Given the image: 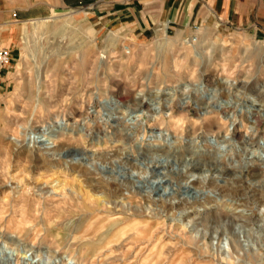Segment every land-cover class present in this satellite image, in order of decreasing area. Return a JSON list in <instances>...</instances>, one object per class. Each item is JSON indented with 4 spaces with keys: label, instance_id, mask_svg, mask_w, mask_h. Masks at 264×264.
I'll use <instances>...</instances> for the list:
<instances>
[{
    "label": "rangeland",
    "instance_id": "374dc122",
    "mask_svg": "<svg viewBox=\"0 0 264 264\" xmlns=\"http://www.w3.org/2000/svg\"><path fill=\"white\" fill-rule=\"evenodd\" d=\"M19 27L0 72V264H264V34L139 41L74 12ZM53 126L54 150L33 146Z\"/></svg>",
    "mask_w": 264,
    "mask_h": 264
},
{
    "label": "crops",
    "instance_id": "0c3cea01",
    "mask_svg": "<svg viewBox=\"0 0 264 264\" xmlns=\"http://www.w3.org/2000/svg\"><path fill=\"white\" fill-rule=\"evenodd\" d=\"M55 12L79 13L99 30L139 41L205 25L264 34V0H0V48L13 55L16 26Z\"/></svg>",
    "mask_w": 264,
    "mask_h": 264
},
{
    "label": "bare ground",
    "instance_id": "6f19581e",
    "mask_svg": "<svg viewBox=\"0 0 264 264\" xmlns=\"http://www.w3.org/2000/svg\"><path fill=\"white\" fill-rule=\"evenodd\" d=\"M67 129H65L64 128V126H53V127H51V128H49V129H47V130H45V131H43L41 134H38V135H36V134H34V136L32 137V140H31V143H33V146H40L41 148H40V150H43V151H45L46 153H49L50 151H52V150H54V146H53V143H51V141H53L54 139H56V138H58L59 137V133L60 132H64V131H66ZM67 132V131H66ZM15 140H14V142H15V144L16 145H21L22 144V142L21 141H19L18 139H17V137L16 138H14ZM31 146H29L28 148H30ZM180 148L181 147H174V146H159V147H155V146H148L147 148H144V147H142L141 148V150L143 151V153H145V156H147V155H153L154 156V154H164V155H166V156H169V157H173V159H175L176 161H182V157L180 156V152H179V150H180ZM29 151V150H28ZM196 153V151H194L193 152V154H195ZM142 154V153H141ZM53 155V154H52ZM51 155V156H52ZM182 156H183V154H182ZM185 156V155H184ZM53 157V156H52ZM185 160V164H184V169H185V171L184 172H186V174L187 173H190V172H192L193 170H191L190 171V166L192 165V162H190L188 159H184ZM143 167V171L142 172H140L139 173V176L140 177H142V175L143 174H152V170L153 171H155L156 170V168H158L159 167V165H160V162L159 161H154V160H148L147 161V163H143V164H141ZM164 168V167H163ZM193 168V167H192ZM157 173V172H156ZM224 173H227V171H222L221 172V175L223 174V175H225ZM191 175H190V177L191 178H193V180H188L187 181V183H191V184H196V182H197V179L195 178L196 177V175L195 174H193V172L192 173H190ZM153 175V174H152ZM157 175H162L161 174V172L159 173V174H157ZM175 175V174H174ZM165 176V175H164ZM177 176V175H176ZM179 176V175H178ZM238 176H240L239 174H238ZM162 177V176H161ZM113 178L115 179V178H117V177H115V176H113ZM178 179V178H177ZM189 179V178H188ZM202 179V178H201ZM215 179H217L216 177L215 178H213V181L214 182H216L217 180H215ZM135 180V179H134ZM180 180V179H179ZM199 180V179H198ZM202 180H204L205 182H206V180H207V178H206V176H204V179H202ZM162 181V180H161ZM189 183V184H190ZM91 185V184H90ZM99 188V187H98ZM164 192H167L166 191V187L164 188ZM167 194V193H166ZM165 195V194H164ZM167 196V195H166ZM162 197V196H161ZM164 200H165V202H164V204L163 205H167V208L168 209H170V210H177V209H181V208H183V207H185V205L186 204H188V203H193L194 202V198H192V197H189V196H187V197H184V198H182L181 200H179L178 201V204H175V202L173 201V198L172 197H170V198H166V197H162ZM163 201V200H162ZM238 201V200H237ZM233 202V201H232ZM162 204V203H161ZM185 227V226H184ZM7 262H10V264H12L11 263V261H8L7 260ZM60 262V260H56L55 258H52L51 256H49L48 258H46V260L43 262V264H58ZM27 264V263H26ZM60 264V263H59Z\"/></svg>",
    "mask_w": 264,
    "mask_h": 264
},
{
    "label": "built area",
    "instance_id": "2783aa9c",
    "mask_svg": "<svg viewBox=\"0 0 264 264\" xmlns=\"http://www.w3.org/2000/svg\"><path fill=\"white\" fill-rule=\"evenodd\" d=\"M13 61L12 50L7 47L0 48V72L11 65Z\"/></svg>",
    "mask_w": 264,
    "mask_h": 264
}]
</instances>
